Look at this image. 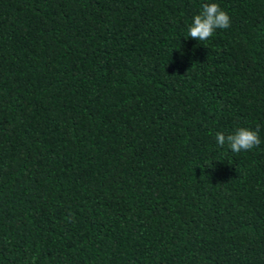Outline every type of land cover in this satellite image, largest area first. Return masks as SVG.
I'll list each match as a JSON object with an SVG mask.
<instances>
[{
	"label": "trees",
	"instance_id": "trees-1",
	"mask_svg": "<svg viewBox=\"0 0 264 264\" xmlns=\"http://www.w3.org/2000/svg\"><path fill=\"white\" fill-rule=\"evenodd\" d=\"M0 264H264V0H0Z\"/></svg>",
	"mask_w": 264,
	"mask_h": 264
},
{
	"label": "clouds",
	"instance_id": "clouds-1",
	"mask_svg": "<svg viewBox=\"0 0 264 264\" xmlns=\"http://www.w3.org/2000/svg\"><path fill=\"white\" fill-rule=\"evenodd\" d=\"M230 26V17L217 3L204 4L200 14L193 17L188 26V37L204 41L211 37L216 29H225ZM216 142L219 146H227L234 153L247 151L261 144L258 131L247 127H240L234 133L225 135L216 133Z\"/></svg>",
	"mask_w": 264,
	"mask_h": 264
}]
</instances>
